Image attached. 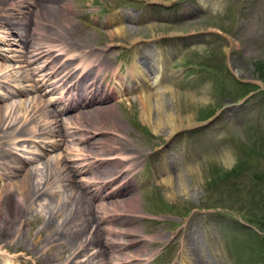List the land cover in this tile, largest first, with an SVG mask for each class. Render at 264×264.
I'll list each match as a JSON object with an SVG mask.
<instances>
[{"label": "rangeland", "instance_id": "1", "mask_svg": "<svg viewBox=\"0 0 264 264\" xmlns=\"http://www.w3.org/2000/svg\"><path fill=\"white\" fill-rule=\"evenodd\" d=\"M64 3V16L43 17L40 6L30 10L24 6L12 10L14 16H9L15 21L14 28L0 25V65H9L13 73L8 77L0 72V106L11 107L21 101L27 108L37 97L45 110L59 114L62 105L77 98L71 91L65 92L64 100L53 102L51 99L59 93L46 91L50 85L33 90L31 85L36 81L17 79V73L24 70L19 67L23 62L18 56L26 48L20 42L24 33L19 22L31 15L28 11H33L31 17L38 21L35 26L30 20L33 29L74 43L75 54L90 55L93 49L100 54V61L102 58L107 64L105 70H98L92 57L95 74L85 83L101 75L97 82L103 90L93 93L98 97L93 99H105L59 115H68L70 122L88 128L83 130L89 131L83 142L71 141L83 134L73 124L67 128L68 141H63L61 124L55 133L41 129L17 138L13 135L6 148L18 153L16 157L0 150V173H10L0 181L4 186L0 194L4 195L9 185L19 184L27 168L38 170L36 178L44 181L41 187L45 186L47 192L33 203L24 202L15 192L14 202L8 207L6 202L2 204L5 213H0V264L67 263L73 251L67 242L84 218V207L94 221L90 232L99 227L100 241L110 242L111 247L103 242L89 245L72 264H99L89 263L92 259L88 262L99 250L104 251L105 264H114L118 256L127 258L128 264H264V0ZM2 10L0 19L11 14ZM35 12L39 17L34 18ZM116 20L135 28L113 37L110 31ZM148 47L150 61L138 62L140 71L147 75L137 79L145 86L152 84L153 90L156 65L164 61L170 87L160 100L152 95L150 119L132 87L138 72L135 68L133 74L132 65L135 60L142 61L138 49ZM63 60L59 57L57 61L62 64ZM23 65L25 69L30 67L26 62ZM114 66L120 70H113ZM72 67L76 70L77 64ZM126 75L123 86L120 79ZM20 88L26 94L17 92ZM23 112L19 108L13 114L14 120L18 116L15 131L27 121L21 118ZM40 114L44 115V110ZM164 114L181 127L171 133L166 121H158L157 117ZM41 115H35L37 128L44 119ZM188 123L193 124L189 127ZM52 140L61 142L58 148L53 149ZM72 148H78L82 155L90 154L89 170L80 167V159L63 157ZM59 153L66 170L81 169L71 172L70 181L59 178L62 175L58 177L54 169ZM23 163L26 166L12 175L13 168ZM93 179L102 181L99 190L103 195L97 198L92 196L96 193ZM106 201L117 204L114 211L108 209L112 220L107 217L109 220L96 221L95 209ZM57 232L62 233L61 239L50 243L46 238ZM37 233L41 241L35 240Z\"/></svg>", "mask_w": 264, "mask_h": 264}, {"label": "bare ground", "instance_id": "2", "mask_svg": "<svg viewBox=\"0 0 264 264\" xmlns=\"http://www.w3.org/2000/svg\"><path fill=\"white\" fill-rule=\"evenodd\" d=\"M35 5L40 6L41 10L43 11V13L41 14V15H43V17H45V16L54 17V16H57V15L64 16L63 15L64 13H62L63 12V8L65 6H67L64 3V0H15V1L14 0L13 1H11V0H0V9H3V10L6 9L8 11H11L10 15H4L3 14L4 17H2L0 19V25L5 23L6 25H8V24L10 25V26H8L9 28L10 27L14 28L15 27V24H14L15 21L12 22V20L9 19V16H11V17L14 16V14L12 13V10L13 11L14 10H20V8H23L24 6L27 7L28 10H30ZM28 12L31 13V15H34L33 11H28ZM31 15L30 16H28V15L25 16L24 20L22 22H19V23H22V25H23L22 30H23V33H24V34H22V37H24V38H21L20 42L23 43L26 48L24 47L25 50L24 51L22 50L24 53H22V55L20 54L18 57H19V60H21V62H23V63L26 62V64L29 65L30 67L26 66V69H25V65H23V63H20L19 67H23L22 69H24V70L22 72H20L19 75L16 72L17 76H19L17 79L22 78L25 81H28V80H30V81L32 80V82L36 81L35 84L31 85V86H33L32 87L33 90L34 89L36 90L35 87H37L38 89H41L42 87H48L50 85V88L48 90H46V91L50 90V92L54 91L55 93L57 91L59 93L57 95L56 99H51L53 102L59 101L60 99H63L66 96L65 92H68V93H70L71 91L76 92L75 94H76L77 98L75 100H73L74 99L73 98L71 102L67 103V105H65V104L62 105V107H60L58 109V113L59 114H56L54 111L52 112V111L45 110V107L40 104V102H39L40 99L37 98V97H33L31 102L29 101L30 102L28 104L29 107H27V108H26L25 102L23 103L21 101L18 102V104L11 105V107L7 106L6 108H4V106L1 105L0 106V131H3V133H0V150L1 151L5 150L6 151L5 152L6 155H9V156L10 155H14L12 157H16L15 155L18 154V153H15L13 150H11L9 148H6V145H8L10 143L9 139L12 138L13 135L16 136V138H17V137L22 136V135H27V134H30V133L34 134L36 132H41V129H43L45 131L44 133H55V131L57 130L56 129L57 126L62 124L64 126V128L63 129H59L58 128L59 132L62 131L61 132L62 134L60 136H61L62 140L64 139L63 141H65V140L68 141V137L67 136H70V135H69V132H67V128L69 127V125H72V124H73V126L77 125L76 128H77L78 132H82L83 130H87L88 128L86 129V128H83V126L82 127L79 126L78 123L74 122L73 120H72V122H70V118H69L68 115H65V117H61V118H59L60 117L59 115L61 113H63L65 110L72 111V110H74V109H76L78 107H82V106H86V105H93V103L95 101L101 102L103 99H105L104 96L102 97V99H98V100L97 99L96 100L93 99L95 97V94H93V93H96V92L97 93L98 92L101 93V91L103 90V87L101 86V84L99 85L98 82H97V78H100L101 75L100 76L97 75V76L93 77V79L91 80V82L89 84L85 83V81L88 78H91L95 74V71L92 70L93 66L91 65V63L93 61H97L98 65H99V66L97 65L98 66L97 67L98 70H101V71L105 70L104 68L107 66V64H105V61L102 58H101V61H100V54H97L94 51V49H93V51L92 50L90 51V53H89L90 55H86V54H83L81 52L80 53L76 52L77 54H75L74 52H72V48L74 47V43L70 44V42H68V41H65L63 39L61 40V38L57 39L55 37L49 36L48 34L47 35H48L49 38L47 39V35H46L45 32H41L40 29L36 30V29H33V27H31L32 24H31L30 20L33 17V16L31 17ZM37 17H39V15L36 14V12H35V17L34 18H37ZM32 20L35 22V26H36V23L38 21L36 19H32ZM33 21H32V23H34ZM116 21H118V20H116ZM7 28H5V29H7ZM134 28L135 27L132 26V25L120 24V21H118L117 24H115L114 28L110 31V33L112 34L113 37H118V36H122L124 34V32H126L128 30L129 31H133ZM12 31H13V29H12ZM1 36H3V35H1ZM31 38L32 39L34 38L35 40L36 39L37 40L35 41L33 39L34 43L31 44L30 43L31 42ZM41 40L42 41L46 40V41L42 42ZM5 48L6 47H4L2 49L4 50ZM14 50H17V49H14ZM53 51H56L58 53L57 57H54L56 55H54ZM148 53H150V48L149 47H148V49L147 48H144V49L143 48H139L138 49L137 54H138L140 59L142 58V61H139V59L135 60V63H133V65H132L133 74L136 73L135 68L138 71L137 75L135 74L136 75L135 76L136 79H135V82L133 81L134 83H133L132 87H133L134 92H137L136 94H137L138 99L140 100V102L142 104L144 115L147 118L150 119L151 112H152L151 111L152 110V103H153L152 95H154L156 100H160L161 97L165 93H167V91H168V89L170 87L167 84V77L169 75V71H168L167 67L165 66L164 61L159 62V64L156 65V68H157V72H156V75H155L156 84H155V86H152L153 90L150 87L152 84L145 86L143 80L140 81V80L137 79V78H139V75H141V74H143L142 77H144V78L147 75V74H145V72L140 71L141 68H140L138 62L142 63V62H144V60H149L148 59L149 58L148 57ZM20 56H22V57H20ZM59 57H64L66 59V61L63 60L64 62L62 64H60V61L59 62L57 61V60H59ZM92 57L95 60L92 61V59H91ZM51 62H54L55 64H52ZM74 62L77 64V69L76 70H75V67H76L75 65H74L75 67H72ZM1 65H0V72H3L2 74L8 75V77L11 76V74H13V73L10 72L9 65L4 66V67L3 66L1 67ZM46 67H48V68L44 69ZM111 68H112V66L109 69H111ZM153 68H155V67L152 66V69ZM156 68H155V70H156ZM113 70L119 71L120 67L119 66H114ZM11 71H12V69H11ZM31 73L33 75H31ZM35 74L38 75V77H37L38 79L34 77ZM118 75H120V74H118ZM1 76L2 75H0V77ZM101 78H102V76H101ZM126 78H127V75L124 76V77H121V79H120L121 85L125 86V84H126L125 82L126 81H124V79H126ZM139 82H141V83H139ZM31 83H28V84H31ZM105 85H106V83H105ZM127 87H130V86L128 85ZM104 90H105V88H104ZM17 92L22 93V94H24V93L26 94V90L23 89V88L18 89ZM89 94L91 95V98H89ZM34 98H35V100H34ZM95 98H98V97H95ZM86 100H89V101H86ZM58 107H59V105H58ZM19 108H23L24 109V112H23L21 118L23 119V117H25V118H27V121H25L23 123L24 124L23 128L15 131V129H13V126L17 124L16 120L18 119V116H16V119L14 120L13 119V114H15V112L17 110H19ZM4 109H6V113L3 112ZM43 110H44V115H41L40 112L43 113ZM38 113H39V116L40 115H41V117L43 116L44 119L40 123V126L37 128V125L35 123H38V122L36 121L34 123V121L37 119ZM161 115H162V113H161ZM161 115L159 117H157L159 123L160 124L162 123V121H161L162 119H163V121H166L168 126H169V128H170V132L171 133H173L176 129H179L181 127V126H176V124L174 123V120L172 119V117L170 115L164 114L165 116H162V117H161ZM41 117H40V119H41ZM26 122H28V123L26 124ZM191 124H193V123H188L186 126L190 127ZM28 125L31 128H29ZM78 132H76V134ZM88 132L89 131H86V132L83 131V134H81L80 137L77 136V138H73L71 141H73V140H74V142H78L79 140H80V142L85 141L86 138H88L86 136ZM55 142L52 143V145H51L53 147V149L58 148L60 143H61V142L60 143L57 142L58 144H55ZM93 145L94 144H91V146H93ZM79 151L80 150L78 148H72L71 152L67 153L68 155H66V156L64 155L63 157L64 158L67 157L66 159H68L69 161L78 158V160L80 159V161H79L80 162V167L81 166L82 167L87 166L86 169L89 170L90 167H88V166L91 163V161L89 159L90 158V154H89V156L83 154L84 155L83 156L82 154H80L81 152H79ZM48 152H49L48 150L45 151L46 154ZM83 153H86V151L84 150ZM87 153H92V152L91 151L90 152L87 151ZM60 155H61V153L56 155V158H59V159H58L57 163L55 164V168L54 169L59 173L58 177L62 175L59 178H62V179L67 178L70 181V180H72L70 178L71 177V175H70L71 172H73V173L76 172L77 173V172H80L81 169L73 166L74 168L71 167L72 170H70V172H69L68 171L69 169L66 170V168H65V166L67 165L66 163L65 164H63V163L60 164L61 160H63V157H61ZM9 159H11V158H9ZM1 160L3 161V159H1ZM5 162L6 161H4V163ZM49 162H50V160L45 163V167L48 166ZM24 166H26V163L25 164L23 163V165L21 167H15L16 170H15V168H13L14 171H13V173L11 172L12 175L16 174V172L18 174L19 173L18 171H20L21 168L24 167ZM67 168H68V166H67ZM26 170L27 171L25 173V176H24L23 180L19 184H16L15 186L9 185V187H6V189H5V194L4 195L0 194V213H5V211L2 212V210H1V206L3 207L2 204H5V202H6L7 207H8L9 202H11V203L14 202L13 201V197H14V194H16V193H18L19 197H22L21 199L24 202H26V203H33L34 199H36L37 197H40V196H42V195L47 193L45 190H43L45 186L41 187V185H43L44 181H42V179H37L36 178V174H38L37 173L38 170L33 171V169H30V168L29 169L27 168ZM96 173H98V172H96ZM9 174L10 173H8V174H1L0 173V181H2L4 179V175H9ZM101 182L95 181V179H93V186H95V190H96V193H94L92 195V196H94V198H97V197H100V196L103 195V194L101 195V192H100V190H101L100 189L101 188V186H100ZM45 184H46V182H45ZM3 188H4V186H0V189H3ZM76 205H78V203H76ZM116 205L117 204H112L109 201L108 202L107 201L106 202H101L100 204H98V207L95 209L96 216L93 219L96 218V221H104V220H109L110 219V221H111L112 220L111 215L108 216L107 214L109 212H111V211H114L113 209L116 208ZM7 207H6V209H7ZM94 207H96V205ZM87 208L88 207H84L82 209V210H84V218L83 219L81 218L80 224L78 223L79 224V226H78L79 228H77V230L75 232L71 231L72 235H70V238L68 237L69 240H68L67 243L72 245L73 251L68 256V258H66L67 259V263H64V264H70V263L72 264V263H74L75 258H77L81 254L82 250H85V249L89 248V245L98 246L100 243L102 244V242H103V241L102 242L100 241L101 237H99V236H101L102 234H100L99 227H97L95 230H93V232H90V230H89L91 228V224L94 221L92 222L91 218L88 215L89 213L87 214ZM108 209H111V211H108ZM76 210H77V207H76L75 211ZM77 211H76V213H77ZM86 214H87V216H86ZM92 217H93V214H92ZM107 217L109 219H107ZM3 221H5V220H3ZM8 221H10V220H8ZM73 221H76V220L74 219ZM69 224H71V223H69ZM14 225H16V224H14ZM14 225H13V227H14ZM31 228H32V226H31ZM34 236L36 238L35 240H39L40 237H41L38 233L35 234ZM61 236H62V233L57 232V233H54L52 236H49L48 238L45 237V238L48 241L50 240L49 241L50 243H53V241H55V243H56V241H59L61 239ZM39 241H41V240H39ZM46 243H48V242H46ZM103 243H105L109 247H111V245H109L110 242L105 240V242H103ZM61 244L64 245V243H61ZM115 248L113 247V250ZM103 253H104V251H102V250L97 251L96 255L93 254V256L88 258V262H89L90 259H92L89 263L105 264V262L103 261V256H104ZM111 256H112V253H111ZM123 258L124 257H119L118 256V258H115L113 260L114 264H128V263H126L127 262V260H126L127 258L126 259H123Z\"/></svg>", "mask_w": 264, "mask_h": 264}, {"label": "trees", "instance_id": "3", "mask_svg": "<svg viewBox=\"0 0 264 264\" xmlns=\"http://www.w3.org/2000/svg\"><path fill=\"white\" fill-rule=\"evenodd\" d=\"M232 173H235V172H232Z\"/></svg>", "mask_w": 264, "mask_h": 264}]
</instances>
